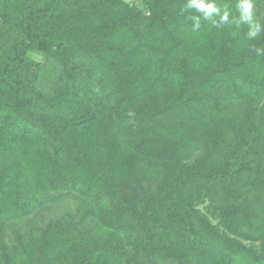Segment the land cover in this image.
<instances>
[{
	"label": "trees",
	"instance_id": "16d2710c",
	"mask_svg": "<svg viewBox=\"0 0 264 264\" xmlns=\"http://www.w3.org/2000/svg\"><path fill=\"white\" fill-rule=\"evenodd\" d=\"M140 2L0 0V264H264V0Z\"/></svg>",
	"mask_w": 264,
	"mask_h": 264
},
{
	"label": "clouds",
	"instance_id": "9594fccd",
	"mask_svg": "<svg viewBox=\"0 0 264 264\" xmlns=\"http://www.w3.org/2000/svg\"><path fill=\"white\" fill-rule=\"evenodd\" d=\"M237 7L240 10L239 19L233 21L239 26L241 23L248 25L247 36L249 38L257 37L261 32V24L257 22L253 17V2L252 0H240ZM192 9L198 13L203 14L205 20H210L215 27H221L222 25L229 23V12L217 7L214 0H187L186 8L184 10ZM219 17V19H213V17ZM195 20L194 27H199L200 18L192 17Z\"/></svg>",
	"mask_w": 264,
	"mask_h": 264
},
{
	"label": "rangeland",
	"instance_id": "374dc122",
	"mask_svg": "<svg viewBox=\"0 0 264 264\" xmlns=\"http://www.w3.org/2000/svg\"><path fill=\"white\" fill-rule=\"evenodd\" d=\"M128 1L130 3L137 4L138 6H141L142 7V4H141L140 0H128ZM31 55L37 61H43L44 60V56L41 55V54H31ZM28 219L29 218L21 219L20 221L17 222V224H15V225L12 224L10 226L9 231H8V236L14 235V233L17 230H23V229H25V224L27 223Z\"/></svg>",
	"mask_w": 264,
	"mask_h": 264
}]
</instances>
